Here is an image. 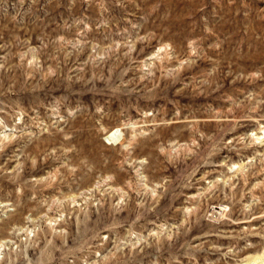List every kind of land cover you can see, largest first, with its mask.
Masks as SVG:
<instances>
[{
	"label": "rangeland",
	"instance_id": "rangeland-1",
	"mask_svg": "<svg viewBox=\"0 0 264 264\" xmlns=\"http://www.w3.org/2000/svg\"><path fill=\"white\" fill-rule=\"evenodd\" d=\"M264 264V0H0V264Z\"/></svg>",
	"mask_w": 264,
	"mask_h": 264
},
{
	"label": "bare ground",
	"instance_id": "bare-ground-1",
	"mask_svg": "<svg viewBox=\"0 0 264 264\" xmlns=\"http://www.w3.org/2000/svg\"><path fill=\"white\" fill-rule=\"evenodd\" d=\"M253 264V263H252Z\"/></svg>",
	"mask_w": 264,
	"mask_h": 264
}]
</instances>
